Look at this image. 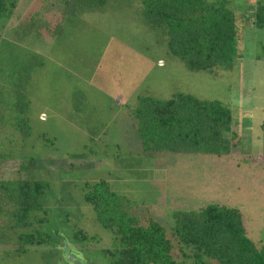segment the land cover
Returning a JSON list of instances; mask_svg holds the SVG:
<instances>
[{
	"label": "rangeland",
	"instance_id": "1",
	"mask_svg": "<svg viewBox=\"0 0 264 264\" xmlns=\"http://www.w3.org/2000/svg\"><path fill=\"white\" fill-rule=\"evenodd\" d=\"M0 20V181L42 180L43 210L16 226L0 209V264H111L114 235L85 200L87 183L107 180L142 222L168 229L174 257L191 264L173 234L174 212L219 203L241 210L248 234L264 243V0H230L240 58L233 70L191 71L141 17V0L104 10L70 0H7ZM177 92L219 99L234 114L238 145L222 157L145 153L134 130L139 95ZM4 215H1V214ZM41 219V220H40ZM96 235L80 242L75 233ZM49 235L41 245L21 234Z\"/></svg>",
	"mask_w": 264,
	"mask_h": 264
},
{
	"label": "trees",
	"instance_id": "2",
	"mask_svg": "<svg viewBox=\"0 0 264 264\" xmlns=\"http://www.w3.org/2000/svg\"><path fill=\"white\" fill-rule=\"evenodd\" d=\"M111 0H70L75 10H104ZM230 0H141L146 25L165 37L167 51L191 71L214 73L233 70L240 58L237 15ZM13 5L0 0V20ZM264 27V9L255 13ZM134 130L145 153H172L222 157L238 145L232 108L219 99L177 92L169 98L139 95L132 110ZM264 159V156H262ZM42 180L0 181V209L11 214L16 226L30 225L32 215L43 210ZM85 200L100 225L114 235L103 252L111 264H187L174 257L168 229L149 217L146 222L132 212V201L101 179L87 183ZM1 215H4L3 213ZM41 220V219H40ZM173 234L187 248L191 264H264V243L249 236L237 207L213 203L199 209L174 212ZM80 242L96 235L75 233ZM25 244L49 242V235L21 234Z\"/></svg>",
	"mask_w": 264,
	"mask_h": 264
},
{
	"label": "water",
	"instance_id": "3",
	"mask_svg": "<svg viewBox=\"0 0 264 264\" xmlns=\"http://www.w3.org/2000/svg\"><path fill=\"white\" fill-rule=\"evenodd\" d=\"M69 259L72 264H87L86 261L81 256L71 255L69 254Z\"/></svg>",
	"mask_w": 264,
	"mask_h": 264
}]
</instances>
